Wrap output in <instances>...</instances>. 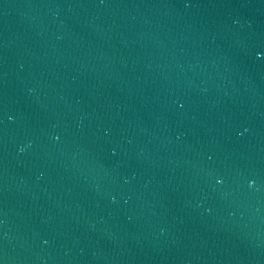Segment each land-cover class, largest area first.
Here are the masks:
<instances>
[{"label": "water", "instance_id": "water-1", "mask_svg": "<svg viewBox=\"0 0 264 264\" xmlns=\"http://www.w3.org/2000/svg\"><path fill=\"white\" fill-rule=\"evenodd\" d=\"M0 264H264V0H0Z\"/></svg>", "mask_w": 264, "mask_h": 264}]
</instances>
